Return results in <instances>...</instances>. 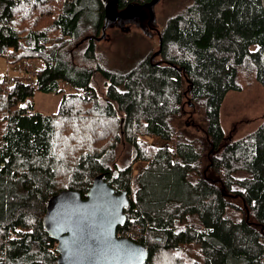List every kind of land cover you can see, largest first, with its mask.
Returning a JSON list of instances; mask_svg holds the SVG:
<instances>
[{
	"label": "trees",
	"instance_id": "16d2710c",
	"mask_svg": "<svg viewBox=\"0 0 264 264\" xmlns=\"http://www.w3.org/2000/svg\"><path fill=\"white\" fill-rule=\"evenodd\" d=\"M98 1L0 0V51L32 73L0 79V264H57L48 201L62 189L85 197L97 176L127 191L116 235L148 249L144 264H264V119L233 139L219 118L242 72L264 89V0H184L159 31L160 60L147 54L124 71L96 50ZM62 82L80 93L64 94ZM35 91L61 94V124L33 110ZM185 95L200 134L182 128Z\"/></svg>",
	"mask_w": 264,
	"mask_h": 264
},
{
	"label": "rangeland",
	"instance_id": "374dc122",
	"mask_svg": "<svg viewBox=\"0 0 264 264\" xmlns=\"http://www.w3.org/2000/svg\"><path fill=\"white\" fill-rule=\"evenodd\" d=\"M95 1L99 2L98 0H85V4L93 6ZM183 1L184 0H156L152 8V21L154 26L148 27L145 32L133 22H127L121 26L116 24V22L104 23L103 27L105 25V28L102 30L101 27V30H99L98 35L94 37V40L96 43V50L103 55V60L106 65L110 68L124 71L136 64L147 54H152L157 51L159 48V38L156 31L162 30L166 20L180 7ZM90 14L92 15L94 12H86L85 19L82 21V25L86 29L91 27L94 22L93 17L89 16ZM153 27L156 30H154ZM85 41L84 37L82 45ZM5 57L6 56H3V52L0 53V79L11 78L12 81L13 77L23 79L25 75L30 74L28 80H31L32 73H22L25 63L8 64ZM151 60L154 62L160 60V56L157 54L151 57ZM75 61L79 65H86L81 64L83 61L79 55H76ZM36 66V61H30V68L34 69ZM92 78L91 84L94 91L103 98V92L106 86L105 79L97 73H95ZM238 81L241 85L240 90L227 92L219 111L220 124L223 132L225 136H231L233 139L255 130L264 119V89L262 86L255 81L253 73L247 70L241 73ZM60 87L66 95L75 92L80 93L64 82L60 84ZM186 97V95L183 97L182 103V128H184L188 134H200L201 132L197 129L203 126L202 115L198 109L193 108L188 103L189 101ZM61 100V94H45L40 91H35L32 96L33 110L52 116L54 127H56L57 124L62 123ZM21 105L26 106V102ZM58 106H60V109ZM56 137H58L57 133ZM143 138L147 139V137ZM124 150V145L117 148V163H120ZM135 172L136 165H133V174H135ZM64 178L65 176L63 174L60 180ZM131 196H133V194H131Z\"/></svg>",
	"mask_w": 264,
	"mask_h": 264
},
{
	"label": "water",
	"instance_id": "95a60500",
	"mask_svg": "<svg viewBox=\"0 0 264 264\" xmlns=\"http://www.w3.org/2000/svg\"><path fill=\"white\" fill-rule=\"evenodd\" d=\"M155 2L152 0L134 8L138 13L139 10H147L153 22ZM104 3L106 9L117 10L118 0H104ZM128 8L130 10L132 6L127 5L119 14H124ZM117 17L107 16L106 24ZM124 23L121 22L120 26ZM104 28L105 25L102 30ZM146 29L144 27L142 31ZM156 33L159 48L151 57L160 51L159 31ZM128 204L127 191L116 193L100 176L93 179L85 197L76 189H62L53 195L42 222L48 235L56 240L57 264H144L148 249L127 237L116 235L117 226L123 225L127 219L124 209Z\"/></svg>",
	"mask_w": 264,
	"mask_h": 264
},
{
	"label": "flooded vegetation",
	"instance_id": "af4514ba",
	"mask_svg": "<svg viewBox=\"0 0 264 264\" xmlns=\"http://www.w3.org/2000/svg\"><path fill=\"white\" fill-rule=\"evenodd\" d=\"M125 7L120 8L118 3H117V10H114L113 12L111 9H106L105 8V3H104V11H105V22H107L106 17H112V16H118L115 18V20L112 23H115L120 25L121 22H133L137 24L140 28L144 27H150L154 23L151 22V19L149 17V13L147 10L142 9L139 10V13L136 11L134 7H132L130 10H126L124 14H119L121 10H123ZM107 10V11H106ZM136 12V13H135ZM112 15V16H111ZM154 28V27H153ZM155 29V28H154Z\"/></svg>",
	"mask_w": 264,
	"mask_h": 264
},
{
	"label": "built area",
	"instance_id": "2783aa9c",
	"mask_svg": "<svg viewBox=\"0 0 264 264\" xmlns=\"http://www.w3.org/2000/svg\"><path fill=\"white\" fill-rule=\"evenodd\" d=\"M0 53H2V52H0ZM11 82H12L11 78H6L5 79V83H6L7 86L11 85Z\"/></svg>",
	"mask_w": 264,
	"mask_h": 264
},
{
	"label": "crops",
	"instance_id": "0c3cea01",
	"mask_svg": "<svg viewBox=\"0 0 264 264\" xmlns=\"http://www.w3.org/2000/svg\"><path fill=\"white\" fill-rule=\"evenodd\" d=\"M8 70H9V67H8Z\"/></svg>",
	"mask_w": 264,
	"mask_h": 264
}]
</instances>
